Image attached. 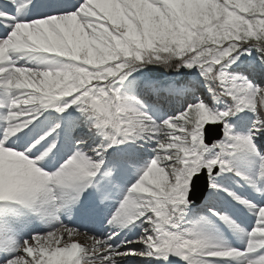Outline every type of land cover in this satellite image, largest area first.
I'll list each match as a JSON object with an SVG mask.
<instances>
[{
	"label": "snow or ice",
	"instance_id": "1",
	"mask_svg": "<svg viewBox=\"0 0 264 264\" xmlns=\"http://www.w3.org/2000/svg\"><path fill=\"white\" fill-rule=\"evenodd\" d=\"M0 264H264V0H0Z\"/></svg>",
	"mask_w": 264,
	"mask_h": 264
}]
</instances>
